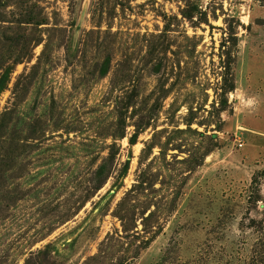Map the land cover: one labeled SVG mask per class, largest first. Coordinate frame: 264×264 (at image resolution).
Listing matches in <instances>:
<instances>
[{"label": "rangeland", "instance_id": "obj_1", "mask_svg": "<svg viewBox=\"0 0 264 264\" xmlns=\"http://www.w3.org/2000/svg\"><path fill=\"white\" fill-rule=\"evenodd\" d=\"M0 264H264V0H0Z\"/></svg>", "mask_w": 264, "mask_h": 264}, {"label": "clouds", "instance_id": "obj_2", "mask_svg": "<svg viewBox=\"0 0 264 264\" xmlns=\"http://www.w3.org/2000/svg\"><path fill=\"white\" fill-rule=\"evenodd\" d=\"M255 103V100L250 98L247 100V106H252Z\"/></svg>", "mask_w": 264, "mask_h": 264}]
</instances>
